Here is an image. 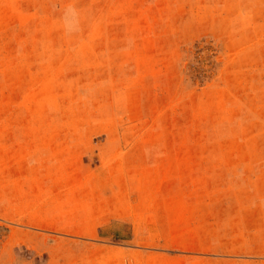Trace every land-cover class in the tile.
<instances>
[{
    "label": "rangeland",
    "instance_id": "rangeland-1",
    "mask_svg": "<svg viewBox=\"0 0 264 264\" xmlns=\"http://www.w3.org/2000/svg\"><path fill=\"white\" fill-rule=\"evenodd\" d=\"M0 264H264V0H0Z\"/></svg>",
    "mask_w": 264,
    "mask_h": 264
},
{
    "label": "clouds",
    "instance_id": "clouds-1",
    "mask_svg": "<svg viewBox=\"0 0 264 264\" xmlns=\"http://www.w3.org/2000/svg\"><path fill=\"white\" fill-rule=\"evenodd\" d=\"M74 12H75L74 9L69 8V9H67V11H66V15H67V14H74Z\"/></svg>",
    "mask_w": 264,
    "mask_h": 264
}]
</instances>
